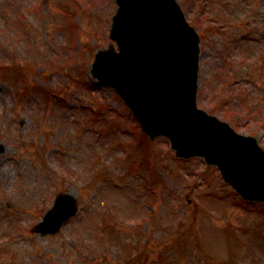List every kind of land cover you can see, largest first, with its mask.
<instances>
[{"label": "rangeland", "instance_id": "374dc122", "mask_svg": "<svg viewBox=\"0 0 264 264\" xmlns=\"http://www.w3.org/2000/svg\"><path fill=\"white\" fill-rule=\"evenodd\" d=\"M180 1L200 18V106L264 146V0ZM116 8V0H0V261L264 264V211L237 204L217 167L178 158L133 116L121 133L115 110L108 126L81 108L82 100L100 107L102 94L106 106L127 108L114 90L90 89L77 73L68 80L59 66L90 68L93 49L112 42ZM62 188L78 195L79 213L55 235L32 232Z\"/></svg>", "mask_w": 264, "mask_h": 264}, {"label": "water", "instance_id": "95a60500", "mask_svg": "<svg viewBox=\"0 0 264 264\" xmlns=\"http://www.w3.org/2000/svg\"><path fill=\"white\" fill-rule=\"evenodd\" d=\"M112 36L120 51L99 52L94 75L119 91L148 133L168 135L178 155H205L244 195L264 199V150L256 139L197 107L200 39L176 0H119ZM63 197L46 222L57 226L44 233L76 211L75 197Z\"/></svg>", "mask_w": 264, "mask_h": 264}]
</instances>
